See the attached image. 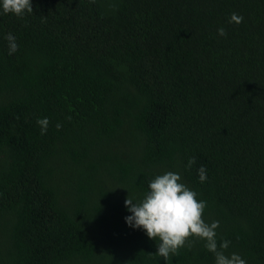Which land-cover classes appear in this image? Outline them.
<instances>
[{
	"label": "trees",
	"instance_id": "obj_1",
	"mask_svg": "<svg viewBox=\"0 0 264 264\" xmlns=\"http://www.w3.org/2000/svg\"><path fill=\"white\" fill-rule=\"evenodd\" d=\"M32 3L0 14V264H214L197 236L165 261L125 223L165 171L226 254L264 264V0Z\"/></svg>",
	"mask_w": 264,
	"mask_h": 264
},
{
	"label": "clouds",
	"instance_id": "obj_2",
	"mask_svg": "<svg viewBox=\"0 0 264 264\" xmlns=\"http://www.w3.org/2000/svg\"><path fill=\"white\" fill-rule=\"evenodd\" d=\"M32 12V0H0V14L12 13L19 17ZM242 21L243 16L232 13L229 23ZM217 31L220 36L227 35L224 27ZM5 39L8 42V54L12 55L19 47L17 38L9 32ZM37 124L43 135L48 130L49 119L38 118ZM56 127H61V124L57 123ZM193 162L194 158H189L188 166L191 167ZM198 178L201 182L207 179L203 165L198 169ZM124 204L129 213L124 217L125 223L133 229H142L150 239L156 240V253L165 261L170 254L177 253L179 248L185 246L190 236H197L205 241L207 250L214 254V264H247L239 253L226 254L230 240L217 242L219 221L208 223L202 218L207 202L197 199V193L182 182L179 172L165 171L155 175L149 181L148 191L142 199L127 196Z\"/></svg>",
	"mask_w": 264,
	"mask_h": 264
}]
</instances>
